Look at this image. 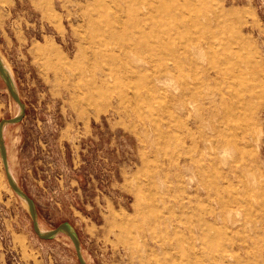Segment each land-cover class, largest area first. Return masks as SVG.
<instances>
[{"label": "rangeland", "instance_id": "374dc122", "mask_svg": "<svg viewBox=\"0 0 264 264\" xmlns=\"http://www.w3.org/2000/svg\"><path fill=\"white\" fill-rule=\"evenodd\" d=\"M0 60L26 108L9 171L41 230L69 224L87 264H264V0H0ZM20 113L0 78V122ZM10 253L80 264L68 236L38 238L0 154Z\"/></svg>", "mask_w": 264, "mask_h": 264}, {"label": "water", "instance_id": "95a60500", "mask_svg": "<svg viewBox=\"0 0 264 264\" xmlns=\"http://www.w3.org/2000/svg\"><path fill=\"white\" fill-rule=\"evenodd\" d=\"M0 78L6 84V87L9 90L11 96L13 97V99L17 102V104L21 108V113L19 115H17L15 118L8 119V120H2L0 122V154H1V158H2V161L4 164L6 174H7L8 182H9L12 190L17 195H19L20 197H22L26 201L27 206H28V210H29V214H30V217H31L32 222H33L34 231H35L36 235L38 236V238H40L42 240H49L58 234H64V235L68 236L74 244L75 251L77 254V258H78L80 264H87L83 258V255H82V248H81V242H80L79 236L76 233V231L69 224H62L57 229H55L53 231H48L45 233L41 231L40 225L38 223V214H37V210H36V205H35L33 199L18 186V184L16 183V181L12 178V176L10 174L7 149H6V145L4 142V129H5L6 125H8V124H16V123L21 122L23 120V118L25 117L26 108L20 99V95L16 89V86H15V83H14L12 77L10 76V73L8 72L6 67L2 64V62H0Z\"/></svg>", "mask_w": 264, "mask_h": 264}, {"label": "bare ground", "instance_id": "6f19581e", "mask_svg": "<svg viewBox=\"0 0 264 264\" xmlns=\"http://www.w3.org/2000/svg\"><path fill=\"white\" fill-rule=\"evenodd\" d=\"M147 6H148V4H147ZM133 25L135 26V27H137L138 26V20L137 21H135L134 23H133ZM143 38H146L144 35H141ZM142 47L143 46H141L140 44H138V43H136L135 45H132V51H137L136 53H138V54H140V51L142 50ZM0 62H2L1 60H0ZM2 64H3V62H2ZM4 65V64H3ZM11 76V75H10ZM12 77V76H11ZM157 77V76H156ZM165 77H168L169 79H167V80H165V81H161L160 83L161 84H167V83H169V82H172L173 80H176V81H179L180 80V78H181V75H180V71L178 70V69H176V70H174V69H172V68H170V67H167V68H164V69H162L161 71H160V74H159V76L156 78L157 80H159V79H161V78H165ZM181 86V88L183 89V87L185 88V89H190L189 88V86L188 85H186V83L185 82H181V85L179 84L178 85V87H175V91H177L178 90V88ZM183 86V87H182ZM213 94H209L208 95V99L212 96ZM221 99V98H220ZM198 100L197 99H193V98H188V96H187V94L185 93L184 95H183V97L182 98H179V97H174V102L176 103V104H180V106H183V108L187 111V107L189 106H191L193 103H195V104H198L199 102H197ZM243 129V128H242ZM233 134V133H232ZM23 199V198H22ZM23 201L25 202V204L27 205V203H26V201L23 199ZM42 232H44L43 230H41ZM45 233V232H44Z\"/></svg>", "mask_w": 264, "mask_h": 264}, {"label": "built area", "instance_id": "2783aa9c", "mask_svg": "<svg viewBox=\"0 0 264 264\" xmlns=\"http://www.w3.org/2000/svg\"><path fill=\"white\" fill-rule=\"evenodd\" d=\"M4 241V239H1ZM10 255L12 256V259L16 262L15 264H24L21 261L18 260V258L16 256H14L12 253H10Z\"/></svg>", "mask_w": 264, "mask_h": 264}]
</instances>
